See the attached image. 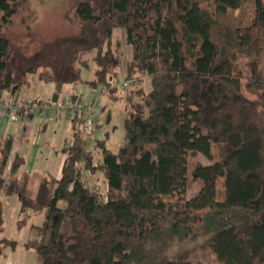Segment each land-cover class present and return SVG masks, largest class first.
<instances>
[{
    "label": "trees",
    "instance_id": "obj_1",
    "mask_svg": "<svg viewBox=\"0 0 264 264\" xmlns=\"http://www.w3.org/2000/svg\"><path fill=\"white\" fill-rule=\"evenodd\" d=\"M28 10L29 0H0V22L10 27ZM74 17L85 42L56 52L71 67L67 81L27 65L18 74L13 44L0 37V99L34 74L54 82L53 102L67 83L115 92L123 55L115 29L131 51L125 79L148 78L150 89L125 95L122 145L112 152L107 135L93 141L95 165L72 117L60 175L44 171L33 198L28 176L18 178L13 135L0 138V191L19 197L21 213H43L25 243L35 264H193L198 250L218 264H264V0H84ZM90 51L86 80L78 60ZM212 149L216 162H191ZM84 172L103 174L104 196ZM194 182L199 189L184 198Z\"/></svg>",
    "mask_w": 264,
    "mask_h": 264
},
{
    "label": "rangeland",
    "instance_id": "obj_2",
    "mask_svg": "<svg viewBox=\"0 0 264 264\" xmlns=\"http://www.w3.org/2000/svg\"><path fill=\"white\" fill-rule=\"evenodd\" d=\"M82 1L84 0H29V10L24 14L20 13L14 17L12 26L4 27L0 22V37L9 39L13 44V62L18 74L23 72L22 66L27 65L35 68L37 72L50 71L58 80L67 81L71 76L74 77L71 73L69 63L59 57L56 52L64 41L85 42L81 25L74 17L75 8ZM22 18L24 19L23 24L21 23ZM112 37L113 41L116 39L120 41L123 55L121 65L115 71V92H112V90H109V92L105 91L99 98L103 108H105L102 110L100 116L103 125L98 126L95 121L94 130L99 129L101 132L108 131L107 146L112 152H116L123 142L124 97L127 93L140 87L143 91H149L150 80L148 78H139L134 81L132 79H125L124 70L126 60L130 58L131 51L125 47V32L123 29H115ZM93 55L94 51L82 53L78 60L81 66L79 68L80 75L86 80L91 79L93 76V70L95 68L92 59ZM26 81L29 83L20 90V100L23 101L28 98L23 99L28 89L32 91L36 100L51 98L54 92V82L40 80L36 77V74L27 75ZM124 81H129V85L126 88L122 87ZM63 89L61 99H67L69 101L71 98L68 94L73 93L72 89H77L82 93L87 90L85 85L71 83H67ZM246 96L252 98V95L247 93ZM115 97H118V99L114 100ZM56 116H52L50 119L56 122L58 119L54 118ZM107 118L109 119L108 122L106 121ZM60 121L63 120L60 119ZM67 123L64 122L66 126ZM60 127L62 126L60 125L58 128ZM57 130V139L54 138L56 141H51L52 133L49 131L41 133L38 137V161L32 164V180H30L26 192L29 198H33L35 195L41 170L43 168H49V170L55 171L59 161L62 159L63 148L71 140L72 136L68 134V131L65 132L63 128ZM61 130L62 133L60 134L59 131ZM94 136L95 131L90 134L92 142L95 141ZM87 147L92 151V162L95 165L98 159H100V152L93 148L94 143ZM44 149L51 152L48 158V166L44 164L45 159L43 160V156H41V153H44ZM190 160L191 162H198L202 165H209L218 160V155L212 149L210 158L197 154ZM34 178L35 180L33 181ZM84 181L90 187L99 191L100 194L105 195L107 184L101 172H84ZM198 189L199 184L197 182L192 183L190 189L184 194V198H190ZM42 220L43 213H36L30 210L21 213L20 200L17 195L5 196L3 191H0V264H35V252L33 249L26 248L25 243L28 238L30 226L38 225ZM191 261L193 264H218L213 253L209 250H198L192 256Z\"/></svg>",
    "mask_w": 264,
    "mask_h": 264
},
{
    "label": "crops",
    "instance_id": "obj_3",
    "mask_svg": "<svg viewBox=\"0 0 264 264\" xmlns=\"http://www.w3.org/2000/svg\"><path fill=\"white\" fill-rule=\"evenodd\" d=\"M125 47L129 48V46H127V45H125ZM128 60H126V62ZM77 89H72L73 93L82 94L84 102H86L88 104L89 108L96 115L95 116L96 117V125L102 126L103 122H101L100 116H101L102 110H104L105 108H103L101 102L99 101V98L103 94V92H101L100 90H96V91L86 90L84 93H82ZM20 90L15 94V96L18 97L19 99L21 98L20 97L21 96ZM25 94L26 95L23 99H26L30 94L34 95L32 93V91H29V89H28L27 93H25ZM3 97L5 98L7 96L4 95ZM115 99H118V97H115L114 100ZM95 111H96V113H95ZM54 118H58L57 121L58 120L59 121L55 122L51 119L45 120V121H40V120L35 118V119L27 120V121H25V120L20 121L19 123H11L10 121H6V120L1 121L0 120V138L3 137L5 134L13 135L14 142L12 145L11 155L12 156L18 155L23 159L22 170L20 169V172L18 174V178H21L22 175L28 176L27 188L29 186L30 180H32V177H31L32 164H34L35 162L38 161V153L39 152H38L37 147H38L39 135L41 133H44L45 131H49L50 133H52L51 141H56L57 132H58L57 129L63 128L65 130V132L68 131V134L70 136H72L71 117H69L68 115H66V116L58 115ZM60 119L66 123L68 122L67 126H66V124H64L63 121H60ZM98 122L100 123V125ZM60 125L62 127L58 128ZM94 131H95V136L93 138L97 141L103 140L106 137V135H108V133H109L108 131L101 132L99 129H96ZM59 133L61 134L62 130L59 131ZM54 138H56V139H54ZM105 142L107 145L108 138L106 139ZM50 154H51V152L47 149H44L43 154L41 153V156H43V160L45 159L44 164L47 166L49 164L48 158L50 157ZM63 161H64V155H62V159L59 161L58 166H57L55 171H51V170H49V168L48 169L43 168L41 170L40 177H41L42 173L44 171H46V172H48V173H50V174H52L58 178L60 175L61 166L63 164ZM40 177H39V180H40ZM34 180H35V178L33 179V181ZM38 183H39V181H38ZM37 186H38V184H37Z\"/></svg>",
    "mask_w": 264,
    "mask_h": 264
},
{
    "label": "built area",
    "instance_id": "obj_4",
    "mask_svg": "<svg viewBox=\"0 0 264 264\" xmlns=\"http://www.w3.org/2000/svg\"><path fill=\"white\" fill-rule=\"evenodd\" d=\"M129 81H124L122 87L126 88ZM68 115L69 117L78 116L77 120L82 121V129L86 136L87 146H91L90 134L94 131L96 117L94 112L88 107L86 102L72 104L67 99H59L53 102L51 99L36 100L34 95L30 94L26 100H20L16 96L3 97L0 99V120L19 123L30 119L40 121L49 120L52 116Z\"/></svg>",
    "mask_w": 264,
    "mask_h": 264
}]
</instances>
